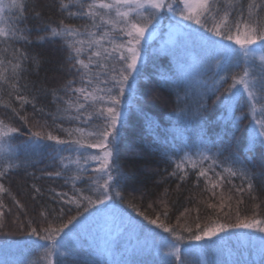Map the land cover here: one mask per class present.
Returning a JSON list of instances; mask_svg holds the SVG:
<instances>
[{
    "label": "snow or ice",
    "instance_id": "snow-or-ice-1",
    "mask_svg": "<svg viewBox=\"0 0 264 264\" xmlns=\"http://www.w3.org/2000/svg\"><path fill=\"white\" fill-rule=\"evenodd\" d=\"M56 7L61 18L53 26L51 22H45L39 3L0 0V107L7 110L0 116V180L20 167L16 163L19 146L15 145V140L24 133L15 125V119L29 126L25 150L38 148L41 141H46L61 146L54 151L73 153L61 157V169L45 173L50 178L63 177L65 184H71V192L49 189L52 201L69 207L58 210L43 208L39 221L29 218L25 223L20 216L15 218L17 233L35 238L25 243L45 242L42 260L32 261V264H69L54 257L58 252L64 257L72 255L77 250L74 237L78 238L81 231L88 230L89 218L96 216L105 219L106 235L112 237L106 243L104 253L111 254L114 247H118L119 236L124 231L131 234L146 232L152 236L153 242L159 237L157 251L168 248L165 255L173 256L177 264H185L181 254L183 244L213 240L236 229L264 233V218L254 213L251 217L238 216L234 223L215 221L203 227L197 223L195 231L184 229L188 233L184 235L161 221L159 215L152 218L129 202L128 206L137 215L167 233L170 240L158 233L153 235L151 229L138 222L126 221L116 206V198L123 200V194L113 192L121 176L116 157L118 128L125 119L123 99L126 93L135 92L144 44L160 26V21L166 18L163 13L179 17V20L188 21L209 33V37L200 36L211 47L222 49L217 57L218 68L229 59L242 61L240 70L220 76L214 85V93L225 109V125L231 124L236 128L245 117L236 116L235 110L239 100L247 97L251 116L249 123L254 126L248 130L246 152H254L258 145L264 146V0H58ZM30 13L43 25V34L37 33L36 39L61 41L67 52L66 63L78 78L68 80L59 88L39 89L52 97L55 111L47 113L51 123L49 119H36L35 116L30 119L25 113L27 105L34 113H44V109L37 106L38 97L33 94L35 85L27 82L30 66L39 65L40 60L30 56L23 45L17 47L21 41L24 45L33 42L32 29L27 26ZM72 18L84 19L85 23L76 25L68 22ZM220 41L232 42L239 45V49L230 48L228 44L220 45ZM201 109L206 111V105H201ZM65 122L70 126L66 127ZM214 147L215 142L202 140L198 153L186 152L174 162L175 169L170 175L184 180L191 169L196 174L197 184L203 178L206 190L213 197L216 196L215 190L226 184L232 185L236 192L247 191L251 195L253 183L248 171L243 167L226 165L219 159L222 153L217 151L213 154ZM91 149L99 151H88ZM247 161V155L243 160L239 156L233 157V164ZM233 178L241 180L240 187L233 184ZM81 180L91 185L88 191L92 194H86L77 186ZM243 182H247L246 188ZM32 189L36 196L44 195L36 184ZM5 193L23 214H27L25 206L0 183V232L9 227L3 203ZM208 207L215 208L216 205L209 204ZM7 212L11 214V209ZM164 216L167 218V213ZM0 264L9 262L2 260ZM89 264H99V261ZM112 264L129 262L113 261Z\"/></svg>",
    "mask_w": 264,
    "mask_h": 264
},
{
    "label": "trees",
    "instance_id": "trees-1",
    "mask_svg": "<svg viewBox=\"0 0 264 264\" xmlns=\"http://www.w3.org/2000/svg\"><path fill=\"white\" fill-rule=\"evenodd\" d=\"M57 2L58 0H31L33 4H40L45 22H51L53 26L61 18L59 9L56 7ZM68 22L81 25L85 23V20L72 18ZM27 26L32 29L33 42L24 45L21 41L17 47L23 45L30 56H35L40 60L39 65L30 66L27 82L35 85L33 94L38 97L37 106L43 108L44 113H34L30 105L25 106V113L30 119L33 116L36 119H49L47 113L54 112L55 106L51 102L52 97L40 92L39 89L41 87L46 90L59 88L68 80L78 78L74 70L66 63L67 52L62 42L59 40L38 41L37 33L43 34V25L31 13ZM199 31L196 32H201L200 34L204 37L210 36L207 32ZM161 32L163 34V30ZM211 39L217 38L211 37ZM202 41L209 45L201 36L196 39L192 35H187L178 39L177 46L172 52L148 57L141 66V72L134 85L135 92L126 93L123 99L125 119L118 128L117 137L116 160L121 176L113 192L120 191L123 194V200L117 198L119 205L128 216L143 220L142 216L137 215V212L128 206L131 202L139 211H143L152 218L159 215L161 221L174 226L184 235H188L184 229L191 228L195 231L197 223L201 227L215 221L234 223L238 216L251 217L254 213L264 218V146L258 145L254 152H246L248 130L251 126L247 97L243 96L239 100L235 110L236 116L245 117L240 121V127L236 128L231 124L225 125L223 119L225 109L214 93V85L220 76L240 70L242 61L234 59L231 61L232 65L219 68L221 72L217 67V57L213 52L216 47L209 45L211 58L201 65L198 75L191 77L184 74L183 67L181 70L182 48L186 47L185 45L202 43ZM219 43L228 44L226 41ZM220 99H223L222 90ZM201 105H206V111L201 109ZM5 111L7 110L0 107V116H3ZM201 113L203 118H201ZM14 123L24 133L15 140V145L19 146L16 163L20 167L0 180V183L9 188L11 193L25 206L27 214H23L17 208L8 194H3L9 227L4 232H0V245L13 241L35 240L34 237L17 233L16 216H20V219L26 223L29 218L39 221L40 211L43 208L58 210L64 207L67 209L68 205H61L50 199L49 189L71 192V184H65L63 177L50 178L45 173L61 169V157L71 156L73 153L54 151V148L61 146L46 141H41L38 148L25 150V141L30 135L29 126H24L18 119H15ZM49 123H51L50 119ZM65 126L70 125L65 122ZM202 140L209 143L215 142L216 147L213 148V154L217 151L222 153L219 159L226 165L243 167L248 171L253 183L251 195L247 191L236 192L232 185L226 184L223 188H217L216 196L213 197L206 190L203 178H200V183L197 184L196 174L191 169L184 180L170 175L175 169L174 162L186 152L197 154ZM95 150L88 151L95 152ZM245 155L249 157V161L243 164H233V157L239 156L243 160ZM89 174L92 175V173ZM243 183L246 188L247 182ZM33 184L41 188L43 196H36L32 189ZM233 184L240 187L242 182L239 178H233ZM77 186L86 194H92L88 191L91 185L86 180H81ZM221 193H223V199H221ZM34 196H36L35 199H33ZM209 204H215L216 207L210 208ZM7 209H11V214L7 212ZM164 213H167V218ZM44 244V241H37L38 247L32 251L34 257L27 255L24 258L15 259L11 264H32V261L42 260L45 253ZM234 247L232 243L230 248L233 250ZM76 249L72 255L63 256L59 261H67L69 264H89L97 260L99 264L123 261L118 258L119 256L104 253L103 249L98 248V245L94 243L88 246L76 245ZM252 249L254 252L250 249L251 251L245 255L242 247L238 246V249L235 247L236 254L230 258L231 264H262L264 240L255 241ZM251 252L257 256L256 258L252 256L249 260L248 256ZM214 263L218 264L216 261ZM154 264H177V262L175 260L159 261ZM187 264L200 263L198 260H193ZM219 264H227V262L223 261Z\"/></svg>",
    "mask_w": 264,
    "mask_h": 264
},
{
    "label": "rangeland",
    "instance_id": "rangeland-1",
    "mask_svg": "<svg viewBox=\"0 0 264 264\" xmlns=\"http://www.w3.org/2000/svg\"><path fill=\"white\" fill-rule=\"evenodd\" d=\"M162 16H165L166 19L160 21V26L154 33H152L151 37L147 39L144 44L140 66H142L151 55L155 54L159 56L166 52H172L174 47L177 46L178 39L186 37L187 35H192L196 39H199L200 31L204 32L197 25L191 24L188 21L179 20V17H172L169 13H163ZM177 21L179 22V26H177ZM161 30H163V34ZM196 31H199L200 33ZM227 43L230 48L239 49V45L232 42ZM206 44L207 43L202 41V43H193L185 45L186 47L182 48L181 70L183 67L184 74L196 77L200 71L201 65L209 61L211 58V49H209V45ZM221 51L222 49L220 47H216L213 52L215 53V56L218 57L221 54ZM233 60L234 59H229L224 61L219 68L232 65L233 62L231 61ZM236 61L239 62V60ZM219 70L221 71V69ZM253 126L254 125H251L250 127ZM97 151L99 150L96 149L95 152ZM116 206L119 212L123 214L126 221L130 219L133 222H138L144 225L146 229L152 230L153 235L158 233L159 236L168 237L167 233H164L161 229H157L154 225H149L147 221L144 222L140 218L128 216L117 202V198ZM93 211H95V209H93ZM105 223V219L101 216L90 217L88 220V224L90 225L89 229L81 231L78 238L74 237L75 244L88 246L94 243V245H98V248L104 249L106 243L112 238L106 235L107 230L104 227ZM146 237L148 240L147 244H145ZM168 238L171 240V237ZM262 238H264V233L249 229H236L228 233H223L220 236L215 237L213 240L183 244L181 245V254L185 260V264L190 263L193 260H198L200 264H215L214 261L218 264L223 261H226L227 264H231L230 258H233L236 254L234 250L235 247L236 249H238V246L242 247L244 254L246 255L249 251H253L252 246H254V242L261 241ZM26 241L29 240L7 242L0 245V261L5 260L11 264L15 259L24 258L27 255L34 257L32 251L36 250L38 247L37 242L33 245L25 243ZM232 243L235 246L233 250L230 248ZM158 245L159 237L153 242L152 236L146 232L131 234L128 231H124L119 236L118 247H114V251L111 254L115 257L119 256L118 258L129 262V264H154L159 261L175 260L173 256L165 255L169 250L168 248H164L163 251L158 252ZM60 251H63V249ZM254 254L255 253L251 252L248 259L250 260L252 256L256 258L257 255ZM62 257L63 256L58 252L54 258L62 260Z\"/></svg>",
    "mask_w": 264,
    "mask_h": 264
}]
</instances>
